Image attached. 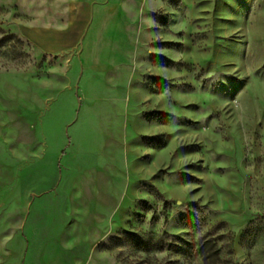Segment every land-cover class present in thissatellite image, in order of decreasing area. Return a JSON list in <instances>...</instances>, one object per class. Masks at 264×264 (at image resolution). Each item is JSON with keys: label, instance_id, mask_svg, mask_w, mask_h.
I'll return each instance as SVG.
<instances>
[{"label": "rangeland", "instance_id": "obj_1", "mask_svg": "<svg viewBox=\"0 0 264 264\" xmlns=\"http://www.w3.org/2000/svg\"><path fill=\"white\" fill-rule=\"evenodd\" d=\"M4 37L0 264H264V0H0Z\"/></svg>", "mask_w": 264, "mask_h": 264}, {"label": "trees", "instance_id": "obj_2", "mask_svg": "<svg viewBox=\"0 0 264 264\" xmlns=\"http://www.w3.org/2000/svg\"><path fill=\"white\" fill-rule=\"evenodd\" d=\"M9 40H11V38H8V37L0 38V49L3 48V47H5V46L7 45V43L9 42ZM215 245H216V244H214L213 246L211 245L212 247H211L210 249H213V250L216 249V246H215ZM203 247H205V245H204ZM203 247H202V248H203ZM230 248H231V245H229L228 248H227V254H229V255L231 254V249H230ZM210 251H212V250H210ZM216 252H217V251H216ZM214 253H215V252H214ZM230 261H231V260H230ZM230 261H229V263H227V264H233V263L230 262ZM206 264H207V263H206Z\"/></svg>", "mask_w": 264, "mask_h": 264}]
</instances>
